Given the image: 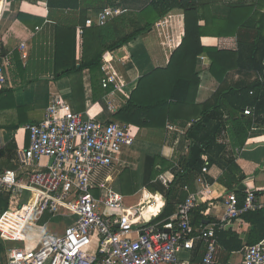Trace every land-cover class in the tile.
<instances>
[{
	"label": "crops",
	"instance_id": "1",
	"mask_svg": "<svg viewBox=\"0 0 264 264\" xmlns=\"http://www.w3.org/2000/svg\"><path fill=\"white\" fill-rule=\"evenodd\" d=\"M112 1L99 2L110 4ZM120 1V9L130 23L151 3V0ZM96 2L0 0V38L5 52L10 53L7 83L0 87V169H19L18 150L29 145L25 126L42 121L55 96L64 98L76 112L101 122L130 125L135 134L133 144L123 148L118 162L109 173L101 174L96 183H104L108 177L107 181L110 180L124 196L126 207L143 204L150 194L157 202L154 209L158 216L154 222L161 224L175 219L180 202L198 194V206L205 208L200 211V221H196L198 206L191 213L193 247L180 248L178 257L199 264L206 249L199 237L201 229L217 224L218 262L238 261L250 245L253 230V225L241 217L246 211L222 227L218 224L224 216L223 202L227 195L235 192L238 198L235 187L245 190L251 186L255 192L264 191V126L256 125L241 149L234 148L227 131L220 134L218 144L224 146L222 160L235 158V165H231L233 174L228 177L218 164L189 180L177 179L176 175L185 169L183 161L190 158L194 139L189 131L202 120L200 106L214 101L222 88L239 90L262 79L258 71L246 69L241 64L249 56L248 46L255 36L264 34V0H198L197 10L174 9L157 19L151 28L114 50L99 45L96 27L87 28L85 35L79 36L78 28L103 8V5L95 6ZM146 23L137 19L134 24L127 25L125 32L128 34ZM100 49L104 51L103 58L110 54L114 59L119 88L114 83L107 88L102 85V68H81V64L89 62ZM74 66L80 70L66 73ZM224 72L221 81L216 76ZM180 74H189L194 81L188 108L179 110L175 105L166 110L161 102L170 89L167 81ZM133 98L150 110L144 118L147 127L125 123L116 116ZM203 158L207 160L208 155ZM47 161L43 159L44 163ZM162 178L172 180L171 184L166 185ZM231 179L235 182L234 188L225 184ZM202 184L208 186L206 194H200L205 191ZM26 191L30 193L28 190L23 193ZM95 194L99 196L98 189ZM131 197L138 199L129 203ZM30 198L31 193L28 200L21 195L20 202H11L8 194L0 195V213L3 214L5 204L10 203L0 219V257L3 260L14 248H36L46 232L62 235L73 222L72 216L45 213L38 222L27 223L29 213L19 210ZM257 199L264 203V194ZM244 205L245 202L243 206L238 203L239 208ZM145 211V217L152 218L153 208ZM14 222L20 226L18 231L11 228ZM222 230L237 236L243 247L228 251L219 236ZM95 250L96 245L91 251Z\"/></svg>",
	"mask_w": 264,
	"mask_h": 264
},
{
	"label": "built area",
	"instance_id": "2",
	"mask_svg": "<svg viewBox=\"0 0 264 264\" xmlns=\"http://www.w3.org/2000/svg\"><path fill=\"white\" fill-rule=\"evenodd\" d=\"M121 12L120 8L105 7L94 18H87L85 26L104 25ZM78 33H84V26L78 28ZM24 47L25 43L21 44L20 48ZM9 54L0 38V87L7 83ZM113 62L110 54L101 61L105 88L111 83L120 87ZM25 130L29 145L18 150L19 169H0V195L14 198L24 190L30 191V201L19 210L29 213V224L38 222L45 213L72 216L73 222L62 235L46 232L34 249H12L6 260L0 257V264H195L180 259L178 250L193 247L191 213L199 205L198 194L180 202L175 219L161 224L154 222L158 215L152 212V218L145 217L146 208H155L157 203L150 194L143 204L126 207L124 196L107 181L108 177L104 183H96L118 162L123 148L133 144L135 134L130 125L101 122L76 112L67 100L55 96L45 118L28 124ZM44 158L48 160L45 163ZM162 180L166 185L172 182ZM202 187L205 191L200 194H206L208 186ZM248 187L243 208L238 207L235 192L227 195L220 227L244 211L264 208L255 189ZM4 213H0V219ZM215 225L201 229L199 237L206 249L199 264H264V240L248 245L238 261L218 262ZM94 245L96 250L91 251Z\"/></svg>",
	"mask_w": 264,
	"mask_h": 264
},
{
	"label": "trees",
	"instance_id": "3",
	"mask_svg": "<svg viewBox=\"0 0 264 264\" xmlns=\"http://www.w3.org/2000/svg\"><path fill=\"white\" fill-rule=\"evenodd\" d=\"M99 1L101 2V0H97L98 4H95V6L103 5L101 6L103 8H122L120 0H111L112 2L110 4H100ZM198 4V0H151V3L142 9L138 13V16L131 22L134 24L135 21L139 19V21L147 22L146 25L134 28L131 32L126 34L125 31L127 29V25L131 23L127 21L125 12L122 11L120 14L111 17L104 25L86 27V22L84 21V33L82 36L85 35L87 28L96 27L97 34L100 39L99 45L101 47L105 46L106 50H114L121 47L127 41L140 35L146 29L151 28L157 19L168 12L174 9H183L185 12H193L197 10ZM237 7L238 6H235L234 8ZM103 8H100L99 10ZM184 45L182 44V46ZM248 47V49H250L248 54L249 56L246 57V60H244V63L241 64V66L246 67V69L249 70L258 71L262 79H258L250 85L240 88L239 90H226L222 88L216 94L214 101H209L200 106V114L203 117L202 120L195 124V126L190 128L189 136L194 139V145L191 150L190 158L185 161L182 160L185 169L176 175L177 179L180 177L179 179L181 180L183 178L189 180L191 177H194L195 175L197 176L198 173H201L204 167L207 168L213 164H218L226 170V174L224 176L228 177V175L233 174V168L231 165H235V158H227L226 162L222 160L224 146L218 144V137L224 130L227 131L234 148L236 147L241 149L249 139L250 132L254 129V127L256 125L259 127L264 126V34L258 33L255 36L254 42ZM103 53V49H100L95 53V57H93L89 62L81 64V68L87 66L92 70L97 67L101 69ZM75 70H80V68L74 66L71 69L66 70V73ZM225 73L226 72H224L221 76L218 75L216 77L223 81ZM166 78H168V76ZM167 83V86L170 84V89L163 98L161 104L166 106V110L175 105L179 110H187L191 86L194 83L192 77L189 76V74H180L173 80L169 79ZM196 85H198V81ZM173 102L175 104H173ZM141 104L142 103L140 101L134 100V98L131 99L127 106H125L121 111H118L116 115L117 118L125 123L129 122L131 124H136L140 128L147 127L148 124H146L144 118L150 110ZM203 155H208V159L204 160ZM157 157L158 156L154 159L156 160ZM233 179L236 180L238 178ZM233 179H231V181H226L225 184L234 188L235 182ZM235 190L238 195V203L240 206H243L247 192L246 190H241L236 187ZM261 194H264V191L255 192L256 197ZM9 207L10 203H6L4 210L7 211ZM204 208V205L197 207L196 221H200L201 216L199 214ZM157 213L158 212L153 208L152 214ZM241 217L245 220V222L253 225L252 234L248 244L252 245L264 240V208L255 211H246L241 215ZM46 218L47 217L44 218V221ZM219 236L222 245L228 251L241 249L243 247L238 240V237L235 235L230 236V233L227 231H219Z\"/></svg>",
	"mask_w": 264,
	"mask_h": 264
},
{
	"label": "rangeland",
	"instance_id": "4",
	"mask_svg": "<svg viewBox=\"0 0 264 264\" xmlns=\"http://www.w3.org/2000/svg\"><path fill=\"white\" fill-rule=\"evenodd\" d=\"M249 183V182H248ZM251 188H253V187H251ZM23 193V192H22ZM21 193V195H22V198L24 199V200H28L29 199V197H30V193L29 192H25V193H23L22 194ZM21 195L20 196H17V197H10L11 198V200H13V202H20V198H21ZM132 199V200H131ZM131 199H130V201H129V203H134L137 199H138V197H131ZM11 207H12V204H11ZM10 222V221H9ZM14 226H12L11 228H16V231H18L19 230V224H17L16 222H14ZM7 230H9V228L7 229Z\"/></svg>",
	"mask_w": 264,
	"mask_h": 264
},
{
	"label": "water",
	"instance_id": "5",
	"mask_svg": "<svg viewBox=\"0 0 264 264\" xmlns=\"http://www.w3.org/2000/svg\"><path fill=\"white\" fill-rule=\"evenodd\" d=\"M240 187H244V188H245V186H244V185H241Z\"/></svg>",
	"mask_w": 264,
	"mask_h": 264
},
{
	"label": "bare ground",
	"instance_id": "6",
	"mask_svg": "<svg viewBox=\"0 0 264 264\" xmlns=\"http://www.w3.org/2000/svg\"><path fill=\"white\" fill-rule=\"evenodd\" d=\"M156 205H157V203H156Z\"/></svg>",
	"mask_w": 264,
	"mask_h": 264
}]
</instances>
